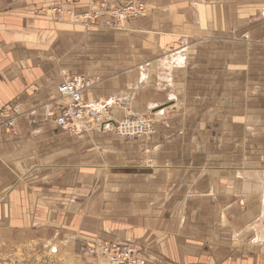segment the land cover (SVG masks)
<instances>
[{"label":"crops","instance_id":"1","mask_svg":"<svg viewBox=\"0 0 264 264\" xmlns=\"http://www.w3.org/2000/svg\"><path fill=\"white\" fill-rule=\"evenodd\" d=\"M144 1L148 15L127 22L125 29L103 31L82 24L81 14L91 0H70L63 9L71 14L61 17L49 13L57 0H0V230L19 232L24 226L83 242L94 237L127 242L157 264H264L262 246L250 247L253 255L245 254L252 249L237 247L239 234L260 212H247L235 181L226 179L234 189L223 192V171L189 164L192 140H206L176 129L191 121L204 126L205 116H198L197 107L184 116L188 110L180 96V76L199 70L185 57L178 61L177 51L167 53L184 39L214 34L217 27L223 37L207 48L225 44L232 17L246 24L244 1ZM104 36L134 42L127 50L120 43L106 47ZM136 47L149 58L112 60ZM220 57L226 69L233 67L232 54ZM160 67H165L163 76ZM87 74L100 80L85 99L116 108L113 118L151 117L157 132L128 142L113 129L71 135L57 126L51 113L58 108V84ZM225 75L239 80L251 73L243 69ZM245 86L239 80L233 89L240 93ZM199 94L194 93V103H202ZM120 98L131 99L129 110ZM235 101L231 97L227 102L232 119L239 113ZM47 104L52 105L46 111ZM172 115L176 119L170 120ZM11 117L14 127L6 124ZM232 175L245 176L239 169Z\"/></svg>","mask_w":264,"mask_h":264},{"label":"rangeland","instance_id":"2","mask_svg":"<svg viewBox=\"0 0 264 264\" xmlns=\"http://www.w3.org/2000/svg\"><path fill=\"white\" fill-rule=\"evenodd\" d=\"M241 1L244 2L240 3L245 4L246 24L244 26L240 24V22L243 23V21H238L236 16L232 17L230 35L228 36L227 32L224 31V36L227 38L225 44L211 45L207 48V44L218 39V37H223L222 29L217 27L213 30L214 34L184 39L174 50H168L167 53H174L176 51L178 53L181 50H186L187 52H185L187 54L185 53V58L191 60L195 69L199 70L195 72L192 71L189 77L186 75L187 78H185L184 73L180 76L182 80L179 87L180 96L186 101L184 106L188 110L184 111V116L192 115V108L195 107L199 110L198 116H205L204 126H194L192 125L193 121H191L189 127L176 129L181 131V134L185 136L197 137L202 135L206 140L205 143H202L201 139H199L200 137L192 140L189 145V154L191 157L189 164H192L190 165L191 168L201 165L204 168L212 167L216 170H221V172L223 171L222 174L225 180L230 179V181L236 182L238 186L236 194L243 198L244 202L242 204L245 203L243 207L246 208L247 212H250L249 209L251 208H253L254 212H260L259 217H257V215L255 216L256 218L253 223H250L252 220L249 221L250 224H247L246 228H244L245 230L242 231L243 235L238 233L239 240L241 241L237 247L245 246L253 251L254 246H262L261 253L263 254L264 260V15L260 13L261 9L264 10V0ZM252 4H258L259 6H252ZM65 5L70 4L66 3ZM254 9L257 11L254 12ZM39 12L40 11H37V13ZM144 15L148 14L146 13ZM52 16L54 15L52 14ZM125 27L123 29H125ZM100 28H102L103 31L107 29L104 27ZM109 30L110 29H107V31ZM115 38L116 36H104V44L106 47L114 45L115 43H120L123 44L124 50H127L128 45L134 42L132 38L128 39L125 37L126 39L124 40L120 39V37H118L119 39ZM190 39L193 40V42H190ZM149 48L151 49L150 42ZM150 49H148V51ZM225 52L233 55V67L227 69L223 58L220 57L223 56ZM104 55L108 57L111 54L105 52ZM128 56L130 57L128 58ZM150 56L154 57L156 54H150ZM207 56L210 57L209 60H204ZM131 57H135L138 61H145L148 55L146 51L143 50V52H141L139 48L136 47L134 51L131 50L130 53H120L119 57L112 60H120L123 62L124 60L128 61ZM236 57H243V61L238 62ZM162 58H164L163 55H161L158 60ZM106 60L111 59L108 58ZM243 69L249 71L251 75L239 79L240 82L245 83L246 86L244 90H240V93H238V91L233 88L239 80H232L225 74L231 71L239 72ZM121 70L123 69H117V71ZM164 72L165 67H160L158 74L163 76ZM87 75L82 76L87 77ZM77 76L79 75H74V77ZM70 78L72 77H66L64 79ZM211 89H213V91L209 92ZM231 92H233L234 95L229 94ZM194 93H201L197 95V101L203 99L202 103L193 102L195 99ZM231 97L235 98L236 108L239 112L236 113L235 119H232L227 113L229 109V107H227V102H229ZM120 101L125 110L131 108L130 98L123 100L120 98ZM59 103V101H56L54 104ZM86 103H91L97 107H103V105L106 104L90 101L89 99H86ZM51 105L52 104L46 105V111ZM211 107H213V109H211ZM115 110L116 108L110 109V112L115 115L117 114ZM8 111L6 113H8ZM57 111L58 110L55 112ZM125 117H130V115L115 117L114 119L118 121ZM150 118L151 117H147V119H143L150 121L155 132L142 136L141 138H148V136L154 135L157 132L156 126H154ZM173 119L176 118L172 115L170 120ZM107 127L111 129V127ZM176 132L177 131L174 132L175 136ZM141 138H134L133 140ZM133 140L124 141L133 142ZM198 141L199 145L196 143ZM189 164H184V167H190ZM245 166L249 167H246V169ZM237 169L242 170L245 176H230L232 170ZM245 169L246 171H244ZM210 172L212 173V171ZM217 175L218 174H216L215 177H217ZM227 180L224 181L226 182V188L223 187L224 193H227L229 187L230 192L234 189L233 185L229 186L227 184ZM243 211L245 210L243 209ZM184 217L185 215L183 218ZM183 221H185V219L181 220V223ZM66 236L65 234L56 233L53 230L45 231L41 229L40 231H32L24 228V226L19 232L13 229L11 230V228L0 230V264H100L102 261L106 262L108 260L106 259L107 256L103 255L100 257L96 254L93 256L89 255L87 252L90 249L87 243L97 242V240L93 239L103 238L94 237L93 239H86V242H83V240L78 239L79 237L73 236L70 238ZM233 240L231 239V242H233ZM235 242L237 245V241ZM253 253L254 251L251 252L249 250L245 254L253 255ZM148 257L149 256L145 254V250H142L138 256L140 261H144L148 259ZM151 262L152 264H157L153 261Z\"/></svg>","mask_w":264,"mask_h":264},{"label":"built area","instance_id":"3","mask_svg":"<svg viewBox=\"0 0 264 264\" xmlns=\"http://www.w3.org/2000/svg\"><path fill=\"white\" fill-rule=\"evenodd\" d=\"M66 3L70 4L71 2L57 0L49 13L58 17L69 16L71 14L69 8L63 9ZM147 11V3L144 0H92L83 11L82 20L84 24L88 23L96 28L104 27L112 30L131 20L144 17ZM99 80L97 76L87 75L84 78L73 76V78L65 79L58 84V99L56 101L60 103L58 111L51 113L57 126L71 135H81L94 128L104 131L109 126L120 139L133 140L145 136L144 128L140 125L142 121L136 116L125 117L117 122L106 104L100 108L86 103V92L88 93ZM6 124L8 127H14V118H9ZM88 248L90 247L88 246ZM87 252L93 256L95 254L100 257L107 256L109 264H152L149 258L140 261L138 256L142 250L127 242L125 244L108 243V247L101 252L97 248H90Z\"/></svg>","mask_w":264,"mask_h":264},{"label":"bare ground","instance_id":"4","mask_svg":"<svg viewBox=\"0 0 264 264\" xmlns=\"http://www.w3.org/2000/svg\"><path fill=\"white\" fill-rule=\"evenodd\" d=\"M83 14L81 15V21H82V24H84L83 23ZM126 24V23H125ZM125 24H122L120 27H116L115 29H118V30H121V29H123L124 27H125ZM85 26L86 25H88V23H85L84 24ZM115 29H112V30H115ZM188 49V48H187ZM186 50H181V51H179L178 53H176V55L179 57V58H177L178 59V61L180 60V59H182V60H184V57L186 56L185 55V53L187 52H185ZM187 54V53H186ZM176 61V60H175ZM164 62V61H163ZM181 62H179V64H180ZM170 64V63H169ZM182 64V63H181ZM58 88H59V86H58ZM101 108V107H100ZM161 112V111H160ZM159 112V113H160ZM157 115V114H156ZM162 115H163V113H162ZM161 115V116H162ZM160 116V117H161ZM139 120L140 121H142V123L144 124H142L141 122H140V125H142L143 126V130H144V132H145V134L146 135H148V134H151V133H154L155 132V129H154V127L151 125V123H150V121H148V120H146V119H143V118H139ZM120 120H118L117 122H119ZM106 128H108V127H106ZM108 243H113V244H120V243H115V242H108ZM108 243L107 242H102V241H97V242H93V243H90V244H88L87 243V245L90 247V248H97L98 249V251L99 252H101L102 250H104L105 248H107L108 247ZM131 246H133V245H131ZM133 247H135V246H133ZM136 248V247H135ZM106 264H109L107 261L105 262Z\"/></svg>","mask_w":264,"mask_h":264},{"label":"water","instance_id":"5","mask_svg":"<svg viewBox=\"0 0 264 264\" xmlns=\"http://www.w3.org/2000/svg\"><path fill=\"white\" fill-rule=\"evenodd\" d=\"M100 79V78H99Z\"/></svg>","mask_w":264,"mask_h":264}]
</instances>
